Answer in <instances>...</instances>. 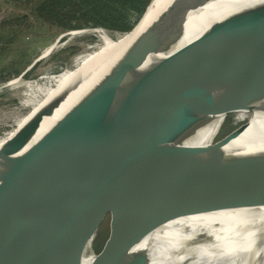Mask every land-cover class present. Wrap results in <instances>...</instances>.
Segmentation results:
<instances>
[{
  "label": "water",
  "instance_id": "obj_1",
  "mask_svg": "<svg viewBox=\"0 0 264 264\" xmlns=\"http://www.w3.org/2000/svg\"><path fill=\"white\" fill-rule=\"evenodd\" d=\"M208 1L173 0L37 142L26 149L79 75L1 147L0 264H83L85 255L93 256L89 264H150L149 252L134 249L135 245L170 220L264 208V151L227 148L251 119L250 115L240 120L237 113L261 110L264 103V3L216 21L171 49L184 34L189 14ZM152 2L120 35L136 29ZM179 100L202 105L185 117L184 127L174 126L157 112ZM209 114L225 116L217 136L151 188L134 221L136 236L131 241L117 226L95 215L109 202L113 206L121 202L124 190L111 189L93 207L78 204L67 209L68 202L100 184L93 177L102 158L98 145L114 128L139 123L155 146L166 143L183 149L187 146L182 142Z\"/></svg>",
  "mask_w": 264,
  "mask_h": 264
},
{
  "label": "bare ground",
  "instance_id": "obj_2",
  "mask_svg": "<svg viewBox=\"0 0 264 264\" xmlns=\"http://www.w3.org/2000/svg\"><path fill=\"white\" fill-rule=\"evenodd\" d=\"M172 1L153 0L141 23L130 34H122L114 39L102 28L90 30L96 33L102 41L96 45L92 52L79 56L72 68L56 75L42 76L36 81L38 83L45 80L48 83V89L42 98L44 102L41 101L42 105L40 104L41 106L33 111L32 116L58 95L63 86L69 83L72 78L76 75L80 76V79L69 84L68 95L51 116L44 118L38 132L26 149L37 142L108 72L114 61L127 49V45L131 41L133 42ZM260 3H264V0H209L203 7L189 14L184 34L179 37L171 49L202 34L214 22ZM81 30L71 32L75 33ZM125 42L126 45H123ZM54 47L55 45L49 47L44 55L50 53ZM162 55L164 54L161 53L160 56ZM89 64H93V66L87 68ZM20 79L19 77L10 80L8 84L16 83ZM201 108L202 105L198 102L179 100L159 108L157 112L174 126L184 127L186 125L185 117L188 118L192 113L200 111ZM250 114L253 118H263L264 103L261 110L253 111ZM205 118L191 131L189 138L182 142L187 146L183 149L172 147L166 143L155 146L147 129L139 123L120 124L98 145L102 158L94 168L93 177L99 179L100 184L92 191L80 194L75 201L68 202L67 209L73 210L78 204L93 207L98 197L103 195L105 197L111 189L116 190L115 192L124 190V194H128L121 199V202L114 206L111 204L112 202H109L110 204L106 208L103 206L97 211L95 210V215L105 218L109 210L120 206L133 210L136 220L139 211L153 190L151 188L155 185L158 186L188 156L210 145L220 130L225 116L209 114ZM14 133L13 130L8 131L0 137V149L15 135ZM227 148L237 152H246L248 145L246 146L243 142L238 143L236 138L228 144ZM255 151H264V139L253 150V152ZM130 188L132 189L129 191ZM206 214L208 213L170 220L169 224L167 223L168 225L154 238L147 241L144 237L135 245L134 249L148 251L150 264H264V208L211 212L207 221ZM133 227L134 223L131 228L132 233L124 236L127 240L131 241L132 237L136 236ZM234 232L237 233L233 235L235 238L227 237ZM248 233L250 234L248 235ZM92 259L93 256L85 255L83 264H89Z\"/></svg>",
  "mask_w": 264,
  "mask_h": 264
},
{
  "label": "rangeland",
  "instance_id": "obj_3",
  "mask_svg": "<svg viewBox=\"0 0 264 264\" xmlns=\"http://www.w3.org/2000/svg\"><path fill=\"white\" fill-rule=\"evenodd\" d=\"M31 12L32 2L0 0V22L22 15H31L26 22L11 29V37L9 35L4 36L8 30L0 33V79L15 69L23 67L29 60L33 63V60L44 55L49 47L55 45L50 53L42 56V59L35 64L30 75L14 77L13 79L21 78L16 83L8 84L10 80L7 82L0 81V137L12 130L16 134L19 128L31 118L33 111L42 105L41 101L44 102L42 98L46 94L48 83L45 80L36 83L40 77L56 75L72 68L79 56L89 54L96 45L102 42L101 38L91 32L90 29L85 32H71L62 36L63 34H55L56 29L48 25L46 27L40 25V27H32L30 25L37 21ZM119 35L120 33H114L112 37L115 39ZM92 37H96V40L91 41ZM42 85L45 87H41ZM250 115L249 112L242 111L237 113V118L243 120ZM263 139L264 117L257 119L251 115L247 128L237 138V142L248 145L246 152H253ZM127 194L125 193L126 196ZM132 211L115 206L106 213L104 219L117 226L122 236H128L132 233L131 228L135 221L134 215H136ZM209 217L210 213L205 215L206 221ZM167 223L169 224V222ZM167 223L147 235L146 240L149 241L152 237L154 238L168 225Z\"/></svg>",
  "mask_w": 264,
  "mask_h": 264
},
{
  "label": "trees",
  "instance_id": "obj_4",
  "mask_svg": "<svg viewBox=\"0 0 264 264\" xmlns=\"http://www.w3.org/2000/svg\"><path fill=\"white\" fill-rule=\"evenodd\" d=\"M24 1L32 2L31 14L37 21L30 25L32 27L39 25L46 27L48 25L56 29L55 34H64L79 29L102 28L112 36L114 33H122L131 28L151 0ZM30 17L31 15H22L14 19L1 21L0 33L8 30L4 36L9 35L11 37V29L26 22ZM9 25L11 27L8 28ZM92 40H96V37H92ZM30 63L31 60L23 67L6 74L0 81L7 82L21 75ZM34 67L35 65L24 75H30Z\"/></svg>",
  "mask_w": 264,
  "mask_h": 264
}]
</instances>
